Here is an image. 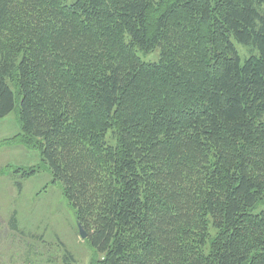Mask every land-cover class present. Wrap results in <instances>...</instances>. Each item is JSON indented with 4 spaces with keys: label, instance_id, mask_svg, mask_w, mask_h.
<instances>
[{
    "label": "trees",
    "instance_id": "trees-1",
    "mask_svg": "<svg viewBox=\"0 0 264 264\" xmlns=\"http://www.w3.org/2000/svg\"><path fill=\"white\" fill-rule=\"evenodd\" d=\"M16 98L88 264H264V0H0Z\"/></svg>",
    "mask_w": 264,
    "mask_h": 264
},
{
    "label": "rangeland",
    "instance_id": "rangeland-1",
    "mask_svg": "<svg viewBox=\"0 0 264 264\" xmlns=\"http://www.w3.org/2000/svg\"><path fill=\"white\" fill-rule=\"evenodd\" d=\"M140 56L154 60L157 54ZM19 107L16 98L13 110L0 118V264H64L60 242L72 253L74 264H88L92 248L79 236L75 212L61 184L50 183L51 174L44 166L26 178L17 170L40 165L39 151L14 140L1 142L20 131ZM17 181L22 184L20 191ZM14 214L22 234L11 227Z\"/></svg>",
    "mask_w": 264,
    "mask_h": 264
},
{
    "label": "water",
    "instance_id": "water-1",
    "mask_svg": "<svg viewBox=\"0 0 264 264\" xmlns=\"http://www.w3.org/2000/svg\"><path fill=\"white\" fill-rule=\"evenodd\" d=\"M77 229H78V233L81 239H86L87 238V232L86 230L83 228L82 224L77 221Z\"/></svg>",
    "mask_w": 264,
    "mask_h": 264
}]
</instances>
